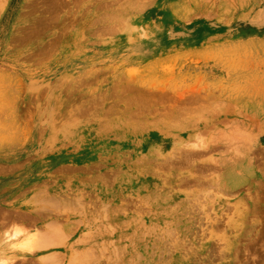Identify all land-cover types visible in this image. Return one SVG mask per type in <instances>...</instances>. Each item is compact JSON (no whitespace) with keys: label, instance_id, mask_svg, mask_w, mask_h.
I'll return each instance as SVG.
<instances>
[{"label":"rangeland","instance_id":"rangeland-1","mask_svg":"<svg viewBox=\"0 0 264 264\" xmlns=\"http://www.w3.org/2000/svg\"><path fill=\"white\" fill-rule=\"evenodd\" d=\"M102 1L85 14V0H0V75L21 79L18 114L36 120L47 153L79 150L88 128L101 154L81 208L85 264H264V183L226 188L264 165V0H183L186 28L184 8L150 19L156 0ZM114 15L122 53L105 60L85 25ZM131 65L134 83L102 78L100 94L85 93V69ZM137 134L152 148L131 165L130 143L112 145Z\"/></svg>","mask_w":264,"mask_h":264},{"label":"crops","instance_id":"crops-1","mask_svg":"<svg viewBox=\"0 0 264 264\" xmlns=\"http://www.w3.org/2000/svg\"><path fill=\"white\" fill-rule=\"evenodd\" d=\"M102 2L94 0L92 4H88L85 0V14L95 11L97 7L100 12ZM157 2V12L153 13L150 19L155 18L157 13L168 10L174 14L172 7H180L185 11H180L178 20L184 27L186 6L183 0H156L155 4ZM109 12L116 14V5ZM143 16L135 15L137 18H134L138 20ZM110 20L111 25L104 29L97 27L89 30L85 25V46L92 47L98 58L119 60L118 54L122 53L120 46L123 45L119 31L121 28L120 25L118 27L116 15L111 16ZM200 67L204 71L210 70L206 64ZM141 76L140 69L133 65L124 69L117 67L109 70L85 69V93L100 94L102 78H108L109 83L119 89L124 87L120 85L121 78H125L128 84L135 82L133 78ZM20 83L19 76L12 79L4 74L0 75V264H85V212L81 211L83 210L81 208H85V192L97 188L94 183L87 180V176L88 173L95 171V166L100 163L98 157L101 154L95 153L96 145L94 146L93 142L95 140L89 137L88 128L85 130V137L76 136L79 150L61 155L58 152L47 153L45 147L43 148L41 134L36 133L34 127L36 120L27 121L16 110L18 96L13 93L16 88L20 91ZM214 88L200 86L196 90L207 93L214 91ZM164 89L175 91L171 88ZM206 114L208 113L204 112V116ZM226 116H229L227 112ZM258 118L259 125L263 126L264 113H260ZM86 124L91 125L93 122L85 121ZM94 124L101 122L97 121ZM138 135L130 141V138H122L120 135L118 142L112 145L117 151L122 152V144L125 141L130 143L133 148L129 154L132 158L129 161L131 165L142 164L148 149L152 148V139L148 135ZM96 141L98 143L100 140ZM250 166L249 174L255 179L244 181L246 179L244 176L241 183L227 186L231 194L243 188L246 183L252 184V188L262 186L264 165ZM249 174L248 178L251 177ZM244 194L242 193L243 198ZM252 206L248 198L247 209H251ZM258 207L259 210L264 209V203L258 204ZM60 212L68 213L63 215L59 214ZM242 213H246V208L242 209ZM38 239L40 241H37Z\"/></svg>","mask_w":264,"mask_h":264},{"label":"bare ground","instance_id":"bare-ground-1","mask_svg":"<svg viewBox=\"0 0 264 264\" xmlns=\"http://www.w3.org/2000/svg\"><path fill=\"white\" fill-rule=\"evenodd\" d=\"M56 10H57V9H56ZM58 11H59V10H57V12H58ZM52 15H53V14H52ZM51 20H52V19H51ZM51 22H52V21H51ZM51 22H50V23H51ZM180 42H181V40H180ZM199 153H200V152H199ZM197 154H198V153H197ZM201 154H202V153H200L199 155H201ZM236 179H237V178H236ZM48 199H49V198H48ZM50 199H51V198H50ZM51 200H52V199H51ZM41 203H42V202H41ZM47 204H48V203H47ZM40 215H41V214H40ZM54 223H55V222H54ZM56 225H57V224H56ZM52 227H53V226H52ZM49 228H51V227H49ZM53 228H55V227H53ZM57 229H58V228H57ZM49 230H50V229H49ZM52 230H53V229H52ZM56 232H57V231H56ZM52 233H53V232H52ZM43 234H44V233H43ZM49 234H50V233H49ZM56 234H57V233H56ZM43 236H44V235H42V238H43ZM45 236H46V234H45ZM39 237H40V236H39ZM44 238H45V237H44ZM47 238H48V237H47ZM58 238H61V237H58ZM58 238H57V239H58ZM48 239H49V238H48ZM35 241H36V240H35ZM37 241H40V240L38 239ZM55 241H56V240H55ZM63 241H64V240H63ZM39 243H40V242H39ZM41 243H43V242H41ZM31 244H32V243H31ZM34 244H35V243H34ZM46 244H47V243H46ZM36 245H37V244H36ZM40 245H41V244H40ZM42 246H43V245H42ZM37 250H38V249H37ZM44 258H45V257H44ZM51 259H52V258H51ZM42 260H43V258H42ZM42 260H41V261H42ZM51 262H52V261H51ZM68 264H69V263H68Z\"/></svg>","mask_w":264,"mask_h":264}]
</instances>
